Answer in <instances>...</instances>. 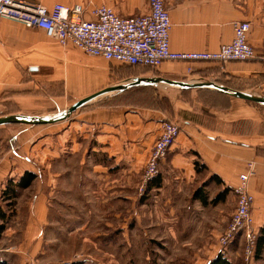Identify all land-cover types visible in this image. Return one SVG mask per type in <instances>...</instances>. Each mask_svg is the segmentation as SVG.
<instances>
[{
	"label": "crops",
	"instance_id": "0c3cea01",
	"mask_svg": "<svg viewBox=\"0 0 264 264\" xmlns=\"http://www.w3.org/2000/svg\"><path fill=\"white\" fill-rule=\"evenodd\" d=\"M27 1L47 9L61 4L81 5L89 11L105 5L122 18L148 12L147 0ZM163 1L171 23V51L216 52L232 41L234 23L247 21L251 24L248 43L255 58L226 63L164 61L153 70L130 71L124 64L87 56L71 45L61 47L42 30L28 29L0 18V114L5 112L4 101L12 99L18 105L12 115H47L53 109H68L104 88L127 85L137 78L190 85L183 88L159 82L110 93L78 109L65 121L31 125L32 129L16 137L13 148H7L0 155V225L3 226L0 264H51L54 261L51 256H44L45 252L40 253V245L44 247L41 228L55 207L47 204L43 194L38 197L27 194L35 179L26 189L16 188L15 198L3 195L7 184L16 187L25 172L36 174L35 169L30 168L33 162L26 156L20 157L22 151L27 150L33 157L36 148L44 149L43 156L45 150L49 153L52 148L68 147L74 153L82 150L95 177L98 171L109 174L107 167L95 157H105L106 164L114 163L113 167L119 165L120 169L113 173L136 171L147 162L163 121L178 125L180 134L169 149L167 165L165 161L161 163L160 186L151 189L164 188L166 174L163 173L168 169L174 174L178 189L182 184H193L196 177H200L206 201L201 203L204 210L228 205L225 216L219 215L220 220L215 221L218 249L208 264L218 255L228 264H244L243 235L237 234L225 249L220 247L219 238L236 206L233 190L251 163L253 175L248 179L247 190L253 197L250 212L256 244L250 264H264V104L234 97L215 87L195 86L207 84L264 97V0ZM85 18L91 19L88 13ZM143 87L153 88L154 106L129 105L131 95L149 98L147 89L137 90ZM34 129L41 133H34ZM52 136L57 137L55 144ZM58 174H63L61 169ZM211 188L214 191L209 193ZM225 190L227 194L212 205V200ZM61 211L65 217L66 207L59 206V213Z\"/></svg>",
	"mask_w": 264,
	"mask_h": 264
},
{
	"label": "rangeland",
	"instance_id": "374dc122",
	"mask_svg": "<svg viewBox=\"0 0 264 264\" xmlns=\"http://www.w3.org/2000/svg\"><path fill=\"white\" fill-rule=\"evenodd\" d=\"M125 67L130 71L147 69ZM140 89H147L149 98L131 95L127 103L153 107V88L137 90ZM17 107L12 99L4 101L5 112L1 117L11 116ZM64 110L53 109L47 115L30 117L51 118ZM32 128L16 124L0 126V155L13 148L16 137ZM35 132L41 130L34 129ZM51 140L55 144L57 137L52 136ZM43 151L36 148L32 157L24 150L20 157H28L33 162L30 168L37 174L27 194L37 197L43 194L47 204L55 207L41 228L44 247L40 245V253L51 256L54 260L51 264H208L216 256L218 238L214 229L218 224L215 221L220 220L219 215L225 216L228 205L204 210L201 202L192 198L202 186L200 177L193 184H179L181 189H178L175 176L168 169L163 173L166 174L164 188L150 190L149 183L143 180L147 162L142 168L131 170L132 173L127 170L113 173L120 169L119 165L113 167L114 163L106 164L105 157H95L109 173L98 171L95 177L82 150L74 153L68 147L52 148L49 153L45 150L44 156ZM164 161L166 166L167 159ZM60 169L62 175L58 174ZM212 191L213 188L208 192ZM61 205L66 207L65 217L62 211L59 213ZM244 264H250V260Z\"/></svg>",
	"mask_w": 264,
	"mask_h": 264
},
{
	"label": "built area",
	"instance_id": "2783aa9c",
	"mask_svg": "<svg viewBox=\"0 0 264 264\" xmlns=\"http://www.w3.org/2000/svg\"><path fill=\"white\" fill-rule=\"evenodd\" d=\"M147 4L146 14L122 18L105 5L88 11L81 5L55 4L47 9L27 0H0V18L20 23L28 29L42 30L61 47L71 45L87 56L149 70L158 68L164 61L226 63L255 58L248 43L251 24L247 21L234 23L232 41L216 52H173L169 46L171 23L164 1L147 0ZM87 13L91 19L85 18ZM179 134L178 125L170 121L161 123L159 137L144 169V182L149 183L157 177L160 162L166 158ZM247 170L233 190L236 206L219 238L220 247L225 249L241 233L245 240V262L251 259L256 243L250 212L253 197L247 190L248 179L253 175L251 163Z\"/></svg>",
	"mask_w": 264,
	"mask_h": 264
},
{
	"label": "water",
	"instance_id": "95a60500",
	"mask_svg": "<svg viewBox=\"0 0 264 264\" xmlns=\"http://www.w3.org/2000/svg\"><path fill=\"white\" fill-rule=\"evenodd\" d=\"M163 82L167 83L169 85H177L183 88H189L190 85L184 84V83H176L168 80H157V79H146V78H137L133 82H129L127 85H113L107 88H104L100 90L99 92L92 94L82 100H79L72 104L68 109L65 111L59 113L56 116H52L51 118H37V117H23V116H17V115H11L6 117H0V126L4 125H11V124H29V125H48V124H54L58 122L65 121L72 113L77 111L78 109L88 105L90 102L103 97L107 94L114 93V92H120L122 90H126L128 88H132L135 86H141V85H156V83ZM198 87H215L216 89L220 90L221 92L228 93L234 97L246 100V101H252L260 104H264V97L250 95V94H244L241 92H235L231 91L222 87H216L213 85H207V84H199L195 85Z\"/></svg>",
	"mask_w": 264,
	"mask_h": 264
},
{
	"label": "trees",
	"instance_id": "16d2710c",
	"mask_svg": "<svg viewBox=\"0 0 264 264\" xmlns=\"http://www.w3.org/2000/svg\"><path fill=\"white\" fill-rule=\"evenodd\" d=\"M36 179V174L33 172H25L23 176L19 179L18 183L15 185L16 187H11V184L8 183L5 190L3 191V195L7 196L9 195L10 198H15L16 195H18V190L26 189L28 188L32 181ZM159 176L153 179L151 182H149L148 189H151L152 187H159L160 183L158 181ZM227 194V190L223 191L216 199H213L211 204L215 205L217 201L220 200V197H224ZM193 199L201 201L202 204H205V198L203 196L202 188L197 189L192 196ZM3 231V226L0 225V233ZM209 264H228L225 259H223L222 256L218 255L213 261H211Z\"/></svg>",
	"mask_w": 264,
	"mask_h": 264
}]
</instances>
